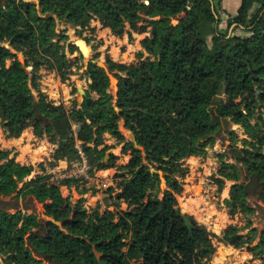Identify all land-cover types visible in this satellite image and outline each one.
<instances>
[{"label":"trees","instance_id":"trees-1","mask_svg":"<svg viewBox=\"0 0 264 264\" xmlns=\"http://www.w3.org/2000/svg\"><path fill=\"white\" fill-rule=\"evenodd\" d=\"M38 1L43 13L54 14L65 25L84 28L92 14L116 37L127 33L131 38L126 25L138 34L151 26V34L141 42L149 58L131 65L106 61L111 72L122 73L114 74L118 79L119 115L110 106L106 75L92 64L87 66L90 83L78 108L66 112L42 95L32 107L28 82L33 88L34 81L26 67L14 60L7 68L5 62L16 59L11 50L23 52L27 48L32 49L28 55L34 72L43 65L44 59H36L40 49L48 56L46 63L50 64L49 58L56 61L58 43L51 42L59 40L52 29L55 20L51 16L38 18L31 3L3 0L0 38L7 31V39L12 40L9 49L0 41V114L6 137L17 139L32 127L35 136L45 134L57 145L54 161L79 158L75 141H80L87 159L96 163L97 171H104L117 156L111 155L109 163H103L104 149L96 147L104 133L119 144L123 142L118 130V121L123 119L125 129L134 134L142 148L144 161L140 150L127 148L129 143L123 146L122 153L131 150V158L121 168L129 177L116 176L122 179L116 198L127 209L116 213L87 214L81 203L71 206L58 186L42 182L40 176L24 184L22 189L28 187L26 193L39 202L50 201L44 206V215L52 220L42 224L33 215L0 211V254L9 264H41L26 247L28 234L29 246L52 264H209L215 252L210 234L187 215L193 226V239L189 238L182 212L176 207V196L183 187L175 176L184 170L185 159L204 153L213 144L214 135L224 124L242 126L251 140H241V146L235 142L227 146L225 152L232 163L226 162L224 168L234 172L240 169L243 175H229L225 169L220 172L235 182L225 202L234 213H253L248 203L251 198L264 206V0H241L236 14L228 19L227 26L235 25L244 36L219 30L220 11L214 0ZM182 12L185 16L171 25L170 20ZM141 21L147 26H140ZM60 59L64 63L65 55ZM220 93L222 97L215 99ZM255 117L256 127L251 124ZM73 123L79 125L76 134ZM9 155V151L0 150L1 196L16 193L31 170L14 165ZM151 169L164 174L166 190L161 198L159 176ZM48 170L46 166L42 169L45 174ZM162 202L167 216L157 215ZM54 221L63 224L59 227ZM240 232L238 227L229 226L220 242L235 249L246 247L264 264V229L258 233L252 228L246 235ZM256 238L258 242L253 245Z\"/></svg>","mask_w":264,"mask_h":264},{"label":"rangeland","instance_id":"rangeland-1","mask_svg":"<svg viewBox=\"0 0 264 264\" xmlns=\"http://www.w3.org/2000/svg\"><path fill=\"white\" fill-rule=\"evenodd\" d=\"M2 1L3 0H0V3ZM23 1L36 6L35 14L38 18L53 17L55 22L52 25V29L59 37V40L54 38L51 41L52 43H58L57 60L55 61L54 59L49 58L50 64L46 63L45 61H48V56L46 54L43 56L40 49V56H36V59L37 61L44 59V61L42 60L43 65L35 72L32 71V58L28 55L32 49L27 48L23 52H15L11 50L12 53L15 54L16 59L12 58L5 62L7 68L12 66L14 60L25 65L23 67H26L28 76L31 78L32 82L34 81V87L31 88L30 82H28V87L36 102L38 100V95H42L47 102H51L55 106H63L66 112L80 106L81 100L88 90V84L90 81L86 74L87 65L85 57L79 53L78 49H69L70 46H74L72 43L75 40L86 42L87 59L98 58L105 62L109 59L115 64L131 65L141 63L145 61L146 58H149V54L141 47V42L142 39L151 34V26L146 28L145 33L138 34L137 31L130 30L129 26L126 25L125 30L126 32L131 33V38L127 33L121 37H116L108 28H105L102 25L97 17L92 14L89 16L88 23L84 28L75 27L65 25L62 21L58 20L54 14L43 13L38 0ZM225 1V3L228 4V7H226L227 9L223 8V6H225L223 0H214L213 2V5L215 4L220 11L219 30L223 34L227 33L228 35L236 34L244 36L245 33L235 30V25H232L231 27L227 26V21L231 14L233 13V15H235L237 11L235 12L234 8H232L233 6H231L232 0ZM238 1L241 3V0ZM184 16L185 13L182 12L176 18H172L170 24H177L178 20ZM157 19L158 18L156 17L152 20ZM139 25L147 26V23L141 21ZM6 34L7 31L2 34L0 41H2V45L6 44L9 46L12 40L11 38L7 39ZM206 43L210 46L211 37L206 38ZM63 54L65 55L64 63L60 59ZM112 74L122 76V73L117 72V70L112 71ZM117 90L116 86L114 88H108V93L112 97L110 106L113 111L119 115L121 110L117 105V97L115 94ZM221 93L216 95L215 99L219 100L222 97ZM91 96L94 99L97 98L94 93H92ZM3 123L4 120L0 114V150L10 152L9 158L13 159L14 165L30 167L31 170L30 174L18 184L16 193L8 196L0 195V211H4L10 215L16 213H21L23 216L33 215L42 224L51 221L52 219L47 218L44 215V206L45 204L50 203V201L39 202L33 195L26 193L28 187L22 189L24 184L34 180L37 176L44 178L42 182L53 183L58 186L62 197L68 199L71 206L74 207L78 203H81L80 206L85 209L87 214L97 212L102 215L104 211L116 213L127 209V205L116 198L117 194L120 192V184L122 182V179L116 176L126 174V177H129L127 171L121 168L126 165L131 158V150H128L126 153H122L121 150L126 143L130 144L127 148L133 147L140 150V152L142 149L139 147L134 134L125 129L123 119L118 121V130L123 135V142L119 144L116 139L112 138L109 134L104 133L101 137V145L96 147L97 150L104 149L103 163H109L111 155L117 156V159L113 162L112 166L109 169L104 170V173L102 171H97L95 166L96 163L91 162V159H87L84 155L89 162V169L83 176L73 178H63V175L61 174L71 171L72 166L74 165L78 166L81 159L80 155H78L79 158L68 157V160H66L68 162L66 165L67 167L64 165L61 167L57 166L58 161L53 160L57 145L49 142V139L45 134L42 136H35L32 127L27 128L21 133L19 137L20 144L16 147H7V145H5V140L8 139L6 137L8 135L2 128ZM251 124L254 127L258 125L256 117L251 121ZM77 131L78 129L74 130L73 133L76 134ZM31 132L33 135H31ZM244 133L245 131L242 126L233 125L231 123L224 124L223 130L219 134L214 135L215 139L213 144L208 145L205 148L204 153L185 159L182 166L184 170L181 174L175 176L176 180L179 181L183 187L182 193L176 196L177 208L181 210V208H186L184 204H194L198 219L204 217L206 218V221H212L213 215L218 218H223L224 228L236 226L241 230L240 234L242 235H246L249 232V229L252 228H256L258 233L264 229V206L260 201L251 198L248 203L250 207L254 209L253 213H234V209L229 208L225 201L229 199L230 188L235 182L226 180L220 175V172L225 169L224 172L226 174L232 175L237 173L241 176L243 175L242 170L239 169L236 172L232 169L226 170L223 164L226 162L232 163L226 153L227 146L233 142L238 146H241V140H251L249 135ZM20 145L22 147L21 152L18 151V146ZM25 145L26 147H24ZM89 146L94 148L93 144H90ZM75 148L77 151L80 150L82 152L80 141H75ZM262 150L264 151V141ZM141 156L144 161V154L142 152ZM144 163L146 164V162ZM54 165L57 166L55 167L56 174H58L57 177H59L57 180L52 178L53 175L48 171L47 174H49V176L42 171L44 166L50 170L53 169L52 166ZM158 176L160 180L159 188L161 190V193L158 194V196L161 198L162 192L166 190V180L162 172H159ZM67 180L69 181L67 182ZM220 180H223V183H220ZM227 190L228 194L226 193ZM187 215L192 216L190 212H187ZM198 224L200 225V223ZM36 231V229H32V232ZM39 232L43 233V231ZM207 232L210 234L211 243L215 247V253L211 258L213 260L214 256L221 249V246H225L223 243L219 242L223 236V232L219 235L218 233L217 235H214L208 230ZM25 241L26 247L30 248L34 259L41 261V264H52L46 262L42 256L35 253L29 246L28 234L25 236ZM257 242L258 238H256L253 245H256ZM225 247L228 251L225 260L221 264H261L259 259L253 258L252 255L246 251V247L241 249H235L230 246ZM224 254H226L225 251H220L218 253V262L221 261ZM246 255L248 256L245 257ZM212 260L209 264H212ZM0 264H9L6 258L1 254Z\"/></svg>","mask_w":264,"mask_h":264},{"label":"crops","instance_id":"crops-1","mask_svg":"<svg viewBox=\"0 0 264 264\" xmlns=\"http://www.w3.org/2000/svg\"><path fill=\"white\" fill-rule=\"evenodd\" d=\"M224 1V4H225V6H223V8L224 9H227L226 7H228V4H226L225 2V0H223ZM240 2L238 1V0H232L231 1V6H233L232 8H234V10H235V12L238 10L237 8H239L240 7ZM228 11V10H227ZM231 16H233V13L231 14ZM31 135H33L32 134V132H31ZM130 135V134H129ZM131 136V135H130ZM5 145H7V147H16L18 144H20L21 142H20V138H17V139H14V138H12V139H7V140H5ZM24 147H26V145L24 146ZM24 147H23V149H24ZM18 151H22V147H21V145L20 146H18ZM30 151H33V150H30ZM34 151H37V150H34ZM38 152H39V150H38ZM32 155V154H31ZM18 156H20V155H18ZM68 164V162L64 159V160H59L58 161V165L57 166H65V167H67L66 165ZM57 166H55V167H57ZM103 173L105 172V171H102ZM226 193L228 194V190L226 191ZM185 206H186V208L185 209H183V208H181V212L183 213V212H186V214H187V212L189 213L190 212V214L194 217V219L198 222V223H200V224H202L208 231H210L211 233H213L214 235H217V233H218V235L219 234H221L226 228H224L223 227V221H224V219L223 218H218V217H216V216H212V221H210V220H207L206 221V218H204V217H201V218H197L198 216L196 215V211H195V208H194V204H184ZM190 209H192V210H190ZM209 212H212V211H209ZM200 214V213H199ZM202 221V222H201ZM250 230V229H249ZM220 237V236H219ZM222 238V237H221ZM220 242V241H219ZM218 242V243H219ZM222 243V242H221ZM223 246V245H222ZM221 246V249L217 252V254L214 256V259L212 260V264H221V263H223V261L225 260V257H226V255H227V251H228V249L225 247V246H223L222 247ZM214 247V246H213ZM215 248V247H214ZM220 251H225V253L226 254H224V256H223V258L221 259V261H219L218 262V260H217V258H218V253L220 252ZM215 253V252H214ZM248 255H246L245 257H247Z\"/></svg>","mask_w":264,"mask_h":264},{"label":"water","instance_id":"water-1","mask_svg":"<svg viewBox=\"0 0 264 264\" xmlns=\"http://www.w3.org/2000/svg\"><path fill=\"white\" fill-rule=\"evenodd\" d=\"M213 8V6H212ZM72 45H74L80 54H82L84 57H85V62H86V65L88 66L89 64H92L94 65L96 68L102 70L104 72V74L106 75L107 79H108V82H109V87L110 88H114L115 86L117 87L118 85V79L114 76V74H112L111 70H110V67L108 66V64L105 62V61H102L98 58H95V59H87V56H86V53H87V50H86V42L82 41V40H75ZM5 48L9 49L10 47L8 45H3ZM22 66H24V64H22ZM25 69V67H23ZM118 89V87H117ZM118 91V90H117ZM117 91L115 92V94H117ZM85 95V94H84ZM84 98V96H83ZM33 103H32V107H34L36 105V101L34 99V96H33ZM83 99L81 100V103H82ZM141 148V147H140ZM142 149V148H141ZM151 173H157L159 174V172H156L154 171L153 169L150 170ZM158 214H164L165 216H167V212L165 211L164 209V203L162 202L161 203V208L160 210L157 212V215ZM182 220H183V223H184V226L185 228L187 229L188 231V235H189V238L193 239V226L192 224L190 223L189 219L187 218V214L186 213H182ZM54 224L56 226H59L61 227L62 226V222H55L54 221Z\"/></svg>","mask_w":264,"mask_h":264},{"label":"built area","instance_id":"built-area-1","mask_svg":"<svg viewBox=\"0 0 264 264\" xmlns=\"http://www.w3.org/2000/svg\"><path fill=\"white\" fill-rule=\"evenodd\" d=\"M76 129H79V125L76 123H73L72 131L74 132V130ZM78 155H80V158H81L80 162L78 163L79 165L78 166L74 165L72 166L71 171H69L68 173L61 174L63 175V178H68V177L73 178V177L83 176L88 171L89 167H88L87 160L84 154L80 150H78ZM48 172L53 175L52 178L56 180L59 179V177H57L58 174H56L57 172L55 171V168L48 170Z\"/></svg>","mask_w":264,"mask_h":264}]
</instances>
